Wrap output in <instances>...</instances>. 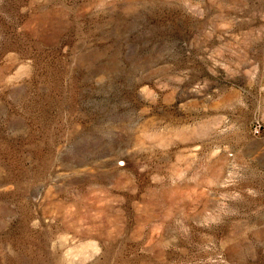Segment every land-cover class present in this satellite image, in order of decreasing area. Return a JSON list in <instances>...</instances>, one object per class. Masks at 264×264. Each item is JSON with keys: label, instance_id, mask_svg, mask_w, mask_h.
Returning <instances> with one entry per match:
<instances>
[{"label": "rangeland", "instance_id": "374dc122", "mask_svg": "<svg viewBox=\"0 0 264 264\" xmlns=\"http://www.w3.org/2000/svg\"><path fill=\"white\" fill-rule=\"evenodd\" d=\"M0 264H264V0H0Z\"/></svg>", "mask_w": 264, "mask_h": 264}, {"label": "built area", "instance_id": "2783aa9c", "mask_svg": "<svg viewBox=\"0 0 264 264\" xmlns=\"http://www.w3.org/2000/svg\"><path fill=\"white\" fill-rule=\"evenodd\" d=\"M255 132H256V133H259V132H260V129H259V128H256V129H255Z\"/></svg>", "mask_w": 264, "mask_h": 264}]
</instances>
